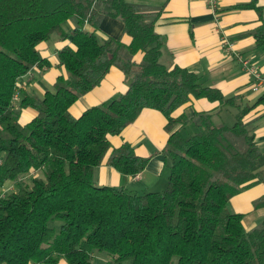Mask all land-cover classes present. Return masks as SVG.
<instances>
[{
    "label": "trees",
    "instance_id": "trees-1",
    "mask_svg": "<svg viewBox=\"0 0 264 264\" xmlns=\"http://www.w3.org/2000/svg\"><path fill=\"white\" fill-rule=\"evenodd\" d=\"M234 7L258 10L262 22L254 36L264 47L257 0ZM160 12L127 0H0V186L14 183L0 195V264H97L95 251L112 257L105 264H264V220L247 229L243 214L230 207L234 195L264 182V153L244 121L252 107L239 108L232 125L216 124L213 112H197L195 129L184 134L186 117L172 115L178 107L192 97L235 105L236 96L186 67L160 62ZM107 15L122 19L130 42L98 38ZM68 20L76 23L71 32ZM54 33L70 39L58 50L67 75L43 96L17 101L22 78L50 65L38 45ZM112 66L125 73L127 91L73 115L71 106ZM29 106L37 114L23 124L20 111ZM146 107L168 118L166 187L138 193L97 185L94 171L111 149L109 136ZM179 123L183 130L175 129ZM147 162L128 142L108 159L132 176ZM255 204L263 206L264 197Z\"/></svg>",
    "mask_w": 264,
    "mask_h": 264
},
{
    "label": "crops",
    "instance_id": "crops-1",
    "mask_svg": "<svg viewBox=\"0 0 264 264\" xmlns=\"http://www.w3.org/2000/svg\"><path fill=\"white\" fill-rule=\"evenodd\" d=\"M141 4L150 10H161L156 21V31L162 38L160 62L168 68L176 65L186 67L199 74L202 80L219 88L227 97L236 96L235 111L226 105L228 115L223 117L219 102L207 98H194L178 107L173 116H185V129L193 131V118L197 112L210 111L213 116L221 114L219 124L232 125L236 121L239 108L251 106L244 116L256 136V141L264 153V101L258 102L264 91L252 88L253 76L243 63L230 55L222 45L223 40L233 44L236 52L250 60L264 72V47L256 45L254 31L261 24V17L256 8L234 7L251 0H218L217 12H214L206 0H127ZM264 19V0H257ZM75 21L68 20L65 29L71 32ZM90 29V26H86ZM100 40L107 37H122L128 43L131 37L124 33V22L118 17L105 16L95 31ZM70 39H61L58 34L38 45L40 55L49 61L45 68H34L19 83V98L26 94L43 96L47 90H54V83L61 74L67 75L66 68L58 59V50ZM137 60L141 53L136 54ZM128 83L125 73L112 66L102 82L83 94L71 106L73 115L79 116L86 109L112 100L125 93ZM37 114L33 107H24L20 111V121L25 124ZM168 118L155 108H144L136 120L122 130L110 135L111 149L105 161L95 168L94 181L100 186H120L129 191L143 193L162 191L166 187L169 168L164 154L170 131L167 129ZM175 129H184L179 123ZM124 142L130 143L137 155L147 157L146 167L138 176L118 171L108 163L113 149ZM264 197V182L245 187L230 199V207L243 214L247 229H252L264 220V205L257 206V200Z\"/></svg>",
    "mask_w": 264,
    "mask_h": 264
},
{
    "label": "built area",
    "instance_id": "built-area-1",
    "mask_svg": "<svg viewBox=\"0 0 264 264\" xmlns=\"http://www.w3.org/2000/svg\"><path fill=\"white\" fill-rule=\"evenodd\" d=\"M209 4V7L214 11L217 12L218 9V0H206ZM222 45L224 48L229 52L230 55L234 56L235 58L239 59L246 70L252 74L253 76V82H252V88L255 91H264V72L259 69L255 64L250 62V60L244 58L240 53L236 52L233 48V44L229 42L228 40H223ZM18 97L15 96V99ZM138 176V174L134 175ZM11 188V187H10ZM9 188V189H10ZM9 189H0V195L4 196Z\"/></svg>",
    "mask_w": 264,
    "mask_h": 264
},
{
    "label": "rangeland",
    "instance_id": "rangeland-1",
    "mask_svg": "<svg viewBox=\"0 0 264 264\" xmlns=\"http://www.w3.org/2000/svg\"><path fill=\"white\" fill-rule=\"evenodd\" d=\"M72 21V20H71ZM58 34L57 33H54V34H52V37H55V36H57ZM222 108H225V109H222V113H223V117H224V115L225 116H227L228 114V110L226 109V107L225 106H223ZM230 110L231 111H235V106L234 105H232V106H230ZM221 114H219V115H215V116H213V120H214V122L216 123V124H219L221 121H220V119H221V116H220ZM184 131V134H187V130L185 129V130H183ZM189 132H190V130H189ZM24 180H23V183L24 182H30V177L28 178V177H24L23 178ZM12 185H14V183L12 182V181H7L4 185H3V187H1L0 186V189L2 188V189H9ZM11 189H9L8 190V192L10 191ZM7 192V193H8ZM263 221V220H262ZM112 257L109 255V254H107L105 251H99V252H97V251H95V252H93V260H94V262L95 263H97V264H105V262L107 261V260H110ZM122 264H129L127 261H125V262H123Z\"/></svg>",
    "mask_w": 264,
    "mask_h": 264
}]
</instances>
